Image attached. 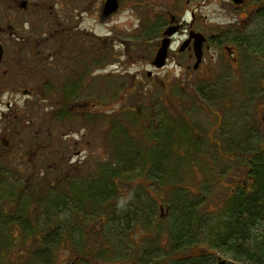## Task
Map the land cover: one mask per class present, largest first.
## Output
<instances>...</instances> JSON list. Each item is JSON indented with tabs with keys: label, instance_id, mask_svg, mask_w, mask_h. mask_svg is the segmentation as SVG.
<instances>
[{
	"label": "rangeland",
	"instance_id": "obj_1",
	"mask_svg": "<svg viewBox=\"0 0 264 264\" xmlns=\"http://www.w3.org/2000/svg\"><path fill=\"white\" fill-rule=\"evenodd\" d=\"M77 1L70 0V9L75 11ZM105 1L83 0L86 9L83 23L87 29L82 39L85 51L81 61L86 66V89L83 93L38 94L34 105L32 101L28 102L29 98H25L23 93L20 96L7 90L0 93V99L5 102L0 108L7 111V117H2L0 112V125L7 126L9 122L16 121L18 134L13 143L7 144L6 157L0 162V264H184L186 256L202 251L213 257L214 250L241 263L255 264L246 257L248 252L239 255L226 247V241L222 248L216 247L217 240H211L209 236L213 222L222 220L221 223L226 224L225 195L230 189L224 191L208 186L209 190H204L206 186L194 182L196 174L192 172L190 160L184 159L186 164L181 169L182 163L177 162L176 156L180 155L182 147L180 136L189 134L181 124L190 128L187 123L189 119H180L179 114L182 108H187L185 102L193 100L207 114L208 102L197 96L194 88L204 94L219 87L220 90L230 87L233 104L228 113L239 121V128L230 133L237 139L249 138V130L259 120L257 110L260 100L264 102V93L259 92L253 104L248 99L251 86L260 87L257 79H251L249 86L245 79H242V86L234 84L237 89L245 87L249 92L239 96L234 93V85L226 83L224 71L207 80L189 77V74L183 76L179 67L168 66L162 70L163 65L157 66L162 70L163 79L156 78L159 73L153 72L154 68L147 64V60L160 38L161 26H148L153 19L148 11L150 0H120V9L113 16H104ZM164 1H161L162 5H165ZM222 28H226V35ZM212 30L231 41H237L241 54L239 70L247 72L250 68L255 70L264 67V62L254 52L264 45V20L252 26H213ZM107 53L110 58L104 60ZM101 54L103 60L97 62L96 56ZM72 60L69 64L73 63ZM229 62L227 71L234 72L238 67L236 61L229 59ZM92 71L95 75H92ZM100 73L103 76L97 77ZM37 74L38 77L42 76L41 72ZM163 86L168 91L160 100ZM136 87L138 89L135 90ZM7 101L13 104L17 102V108L23 110L24 120L30 121L32 118V123L26 124L24 120L12 117L15 110H7ZM75 102H91L96 107L86 110V113L70 112L67 106ZM217 107L223 108L222 100L218 99ZM31 110L32 113L26 115ZM213 114L218 116L215 111ZM200 118L204 120L201 126H209L211 119L208 116L199 115ZM227 131L228 128L226 137L229 136ZM65 135H69V139ZM166 135L171 137L168 138L167 152L164 142L160 148L155 144L163 141ZM216 135L222 137L225 132L219 129ZM115 137L126 143L124 148ZM142 140H148L149 143ZM130 141L134 145L129 146ZM214 142L222 155L221 143ZM247 145L255 147V144ZM136 148H144L145 152L137 153ZM229 151L232 152L231 149ZM58 157L65 165L63 173L66 179L55 178L62 183L55 187L48 178L63 169ZM152 157L155 158L150 159ZM219 158L216 159L221 164L216 167L222 168V157ZM244 161L234 154L226 158V187L241 176ZM104 166L118 173L115 178L111 177L112 183H108L105 200L99 197L98 189H93V205L81 206L76 195L82 204L87 202L90 186L100 188L104 181L101 179L105 178L101 176ZM165 167L167 171L163 172L165 178L162 181L152 175L154 171L161 173ZM206 168L209 170L210 167ZM176 172L179 174L176 175ZM212 172L211 178L217 177ZM45 173H49V176ZM32 174L33 180L29 183L26 179ZM65 183L69 185L66 187ZM183 189L190 193L189 199L195 201L194 205L188 203L195 209L194 214L200 223L197 232L194 229L196 246L174 251L169 246L170 233L165 232L162 240H159L149 230L151 225L148 221L140 216L148 220L149 211L154 206V215L158 217L161 213L159 204L162 202L169 211H163L160 221L163 226L173 229L172 225L180 210L173 206L177 205L176 201L182 206L187 204L186 201L181 202L183 197L176 199ZM214 203H218V206ZM126 211L133 215L136 212L135 216H130L133 221L128 225L121 219ZM206 216H209L208 220ZM69 217L70 223L65 222ZM20 221L25 222V228H21ZM246 230L250 233L246 247L251 251L262 239L264 221L259 218L250 223ZM92 244L97 248L91 247Z\"/></svg>",
	"mask_w": 264,
	"mask_h": 264
},
{
	"label": "flooded vegetation",
	"instance_id": "obj_2",
	"mask_svg": "<svg viewBox=\"0 0 264 264\" xmlns=\"http://www.w3.org/2000/svg\"><path fill=\"white\" fill-rule=\"evenodd\" d=\"M161 1L158 0L156 3L150 0L148 3V11L153 17L148 26H161L160 38L155 43L153 54L147 60V64L152 65L154 68L153 72L159 73L156 78L162 80V70L167 69L168 66H173L174 68L179 67L183 76L189 74V77L197 76L200 79L207 78V80L224 71L226 74H224L223 78L226 83L231 85L237 83L236 85L242 86V79H245L246 85L249 86L251 79H257L260 89L258 86L253 85L251 90H248L250 92L248 99H251L250 102L253 104L256 100V95H258L257 93H264V67L255 70L250 68L248 71L246 70L247 72L239 70L241 54L239 53L237 41H231L222 34L214 32L212 27L252 26L257 21L261 22L264 20V0H165V5H162ZM69 2L70 0H0V93L2 90H7L19 96L23 93L25 98H29L28 102L32 101V105H34L38 94L64 93L74 95L85 91L86 66L81 59L85 51V44L82 39L87 33L83 23L86 9L84 8L83 0H78L77 4L75 3V11L70 9ZM114 14L112 13L111 16ZM214 16H216V20ZM224 18L226 20L222 21ZM222 29L226 35V28ZM164 39H169V44L167 45L165 64L161 70L155 64V56L162 47ZM67 49H69L68 52H66ZM263 51L264 45L262 44L254 52L264 62ZM109 56V53H107L104 60L109 59ZM102 57V54L96 56L97 62H101L103 60ZM228 58L236 61L238 67L235 68L236 70L234 69V72L227 71V65H230ZM71 60L73 63L69 64ZM40 72L42 76L38 77L37 73ZM91 73L95 75L93 71ZM102 74H98L97 77L103 76ZM149 74H152V71H149ZM41 78L42 80L40 81ZM93 79H96V76H93ZM233 87L236 95L249 94L245 87L242 89H237L235 85ZM132 88H127L126 92ZM219 88L221 89V87ZM219 88L204 94H201L203 93L202 91L199 93L194 88L195 94L208 102L207 114L202 109L200 110L198 104L193 100L185 102L187 108H182L179 114L180 119H189L187 123L190 128L181 122L189 134L185 133L180 136L182 147L179 151L180 155L176 156L177 162L181 159L190 160L189 164L193 170L192 172L196 174V181L194 182L195 184L206 186L204 190H209L207 189L208 186H215L214 188H222L225 191L227 184L225 181L227 176L225 170L226 158L234 154L236 158L245 159L243 172L240 176L241 179L239 178L242 184L251 178L252 181H249L251 182L249 188L254 190V192L259 191L261 189H253L252 186L255 184L256 187L257 178H260V176L264 179V102L260 100L257 110L259 120H257V125H254L249 130L251 133L248 136L249 138L237 139L234 134L230 133L239 128V121L237 122L228 113L229 108L233 104L231 89H229L230 87H226L225 90H220ZM136 89L138 88L136 87ZM162 89L164 90H162L160 100H163V94L168 91V88L164 86ZM218 99L222 100L223 108L217 107ZM2 103L5 102L0 99V106H2ZM6 105L7 110H15V115L12 117L24 120V117H22L23 110L17 108V102L13 104L11 101H7ZM13 105H16V107L12 108ZM95 107L96 104L91 102L89 104H86V102H75L73 104L70 103L67 109L70 112L86 113V110H93ZM191 107L195 108L194 111ZM33 108L31 109L33 110ZM32 110L31 112H26V115L32 113ZM5 111L0 108L2 117H7V111ZM212 111L217 112L218 116L215 117ZM199 115L208 116L211 119L209 126H201L204 120L202 118L199 119ZM24 121L26 124L32 123V118L30 121L25 118ZM14 122L16 121L9 122L7 126L5 124L4 126L0 125L1 159L6 157L4 155L6 154L7 144L13 143L18 138L15 128L16 123ZM177 126L179 127L178 124ZM226 128H228L227 132L229 135L227 137ZM219 129L225 132L224 136L216 135ZM65 137L69 139L70 136L65 135ZM167 138L171 137L166 135L162 142L166 143L165 139ZM215 140L222 145V155L217 151ZM185 142L188 143L183 144ZM244 143L245 145H243ZM247 143L255 144V147L248 146ZM204 145L206 147L202 149ZM184 146L187 147L184 148ZM230 149L232 152L229 151ZM226 154L229 155L226 156ZM219 156L222 157V168L216 167L221 164ZM199 161L202 162V165ZM181 163L182 169L186 162L181 161ZM206 167H210L209 170ZM33 170V173H35V169ZM211 171H213L212 175L217 177L211 178ZM256 172L257 175L255 174ZM253 174L256 176L252 178L250 175ZM225 202L227 207L226 223L231 222V220H237V212H230L229 207L231 203L236 202V199H226L225 195ZM162 204L160 203V206ZM220 204L223 205V202ZM161 214L163 215V213ZM161 214L157 218L159 216L162 217ZM68 219L71 218L69 217L65 220L70 222ZM229 232H227L225 239L237 236L235 231ZM223 238H217L216 244L223 245L225 241ZM221 248H219L220 251ZM243 250H245L244 246ZM19 253H22V251Z\"/></svg>",
	"mask_w": 264,
	"mask_h": 264
},
{
	"label": "trees",
	"instance_id": "obj_3",
	"mask_svg": "<svg viewBox=\"0 0 264 264\" xmlns=\"http://www.w3.org/2000/svg\"><path fill=\"white\" fill-rule=\"evenodd\" d=\"M65 102H67V101H65ZM118 129L120 131L123 130V129H120V128H118ZM124 129L129 134L127 128L124 127ZM123 133H125V132L123 131ZM127 133H125V134H127ZM115 134H117V133L115 132ZM154 138L155 137L153 136V139ZM115 140H120V139H119V137H115ZM142 141L143 142H148V140L147 141L142 140ZM119 144H120V146L122 148H124L126 143L124 144L121 141ZM155 144L159 148L161 147V145H163L162 141H159V143L156 142ZM128 145L131 146V145H134V144L132 143V141H130ZM163 146L166 147V152H167L168 151V147H169L168 146V138H167L166 143ZM135 151L137 153H139L140 151L141 152H145V149L144 148H136ZM3 158H5V157H3ZM58 158H59V161L61 162L60 157H58ZM154 158L155 157H152L150 159H154ZM2 159L0 158V162H1ZM181 161L185 162L184 159H181ZM181 161H179V162H181ZM130 163H131V161H130ZM172 163H173V160H171L170 164H172ZM131 164L134 165L133 163H131ZM60 165L62 166L63 169H61L59 172H55V175L53 174L54 176L52 175L51 177L48 178L49 181L54 183L55 187L60 185V184H62L61 181L57 182L56 179H59V180H65L66 179V177L64 176V173H63L65 165H64L63 162H61ZM35 166H36V164H35ZM103 170H104V173L103 174L101 173L102 174L101 176H104L105 178H103V177L101 178L102 180H104L102 182V185L100 186V188H98V187H95V186L90 184L91 186H90V189H89V197H88V200H87V202L85 204H82L81 200L78 198L79 196L76 195L77 202L80 203L81 206L93 205V200H94L93 197L95 195V191H92L93 189H96V190L98 189V192L100 193L99 197L103 198V199H101L102 201L105 200V198H106L105 193L108 190V183L109 182L112 183L111 182V177L115 178L116 174H118V173H117V171L113 170L112 168H105V166H104ZM179 170L180 169H178V171ZM161 171H162L161 173L157 172V171H154V173H152V175L154 174L158 178H161V181H162V178H165V174H163V172L167 171V168L165 167V169L161 170ZM42 174H44V173H42ZM177 174H179V172H176V175ZM182 174H183V172H181V175ZM255 174L257 175V172ZM45 175H46V173H45ZM256 175L253 174V175H250V176H252V178H253V176L255 177ZM46 176L48 177L49 173H47ZM101 176L98 175L97 177H101ZM239 178L240 177L235 179L236 181L233 182L230 185V187H226L227 190L230 189V190H228V192L226 194V199H230V200L231 199H236V202L230 204V210H231L230 212H232V213L237 212L236 213V215L238 216L237 220H231V222H227L226 224L221 223L222 220H219L217 222H213L212 225H211L212 228L210 229L211 233H209L210 234L209 236H210L211 240H217V238H219V237H224L223 239L226 241V247H229V249L236 251L239 255H242L240 253L248 252L247 253L248 255H246V257L248 256L247 258L249 260L250 259L253 260L255 262V264H264V234L261 236L262 237L261 241H259L256 244L255 249H252L250 251L246 247V241L250 237L249 236L250 233L248 232V230H246L247 226L250 223H253L256 220H258L259 218H261L264 221V179L261 176H260V178H257L258 180H257L256 187H255V184L252 187H253V189H257L258 188V189H261V190L254 192V190H252L251 188H244V184H242V182L240 181L241 178L240 179ZM250 179L251 178H249V180ZM26 180H27V182L32 183L33 174H32V176H30ZM95 180H92V181H95ZM68 185L69 184L65 183L66 187ZM48 186H52V184H49ZM184 190L185 189H183V192L180 191V194H179V196L176 199H179V198L183 197L184 199L181 200V202L182 201H186L187 204L184 205L185 204L184 203L183 206H182L179 202L176 201L177 205L173 206V207H176V208L180 209L179 213L177 214V218H176L177 221L175 220L173 225H172L173 229H170L169 226H163L162 225V222L160 221L161 217L159 216V218H157V216L154 215V206H152V209L149 211V218H147L148 220H146L145 217L140 216L145 221H148V224L151 225L149 230L151 231V233L153 232V235H156V237H158L159 240H162V235H164L165 232H169L170 233L169 246H170L171 250L173 249L174 251H180L181 248L193 249L194 246H196V243L194 241V239H195L194 236H195V232H197V230L199 229L198 228V226H199L198 223H200L198 221V219L196 218V215L194 214L195 213V209L193 208V206H191L190 203H188V202H192V205H194L195 201L190 200L189 199V197H190L189 194L190 193L186 192ZM250 199H252V200H250ZM159 200L160 199H158V201ZM214 205L218 206V203H214ZM160 210H161V213H162L161 206H160ZM165 210L167 211L166 208H164V211ZM226 211H227V209L225 210V214H227ZM137 213H138V211H137ZM135 215H136V212L133 215V213H131L129 211H126L121 216V219L123 221H125V223L128 225L131 221H133L132 217H130V216H135ZM83 216H85V215H83ZM208 217L209 216H206V220H208ZM249 221H250V223H249ZM20 222H22V223H20L21 224V228H25V222H23V221H20ZM65 222H69V221L66 220ZM108 222H109V220H108ZM136 224H139V222H137ZM194 229L196 230L195 232H194ZM96 230H98V229H96ZM229 231L230 232L231 231H235L237 236H235V237L231 236L230 238L225 239L226 235H227V232H229ZM99 233H102V232H99ZM229 241H230V243H229ZM156 245L157 244L154 245V248L157 247ZM90 246L93 247V248H97V246L95 244H92ZM159 246L162 247V244L159 243ZM220 246L222 247V245H218L217 244L216 247H220ZM243 246H244L245 250L242 251ZM170 254L173 255L172 253H170ZM203 255H205V256H203ZM186 257H187V259H186V262L184 264H217L216 255H213V257H210L208 252L207 253H202V251H201V253H199V254L196 253V255H192V256H189V257L186 256ZM226 257H228V256H226ZM137 264H139V262H137Z\"/></svg>",
	"mask_w": 264,
	"mask_h": 264
},
{
	"label": "water",
	"instance_id": "obj_4",
	"mask_svg": "<svg viewBox=\"0 0 264 264\" xmlns=\"http://www.w3.org/2000/svg\"><path fill=\"white\" fill-rule=\"evenodd\" d=\"M103 7H104L103 8L104 16H109V15L111 16L112 13L119 10L120 0H106ZM168 44H169V39H164L163 43H162V47L159 49V51L157 52V54L155 56L156 57L155 58V64L157 66H163L165 64L167 48H168L167 45ZM249 181H252V179H250ZM249 181L244 183L245 188H249V185L251 184V182H249ZM161 208L163 211L164 206L162 205ZM167 212H168V209H167ZM214 254L216 255L217 264H242L241 262L237 261L236 259L221 255L218 251H214Z\"/></svg>",
	"mask_w": 264,
	"mask_h": 264
}]
</instances>
